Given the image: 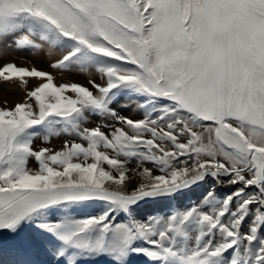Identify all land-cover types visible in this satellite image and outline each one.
<instances>
[{
  "label": "snow or ice",
  "instance_id": "1",
  "mask_svg": "<svg viewBox=\"0 0 264 264\" xmlns=\"http://www.w3.org/2000/svg\"><path fill=\"white\" fill-rule=\"evenodd\" d=\"M10 49L87 85L0 66L39 81L0 108V264H264V0H0Z\"/></svg>",
  "mask_w": 264,
  "mask_h": 264
},
{
  "label": "rangeland",
  "instance_id": "2",
  "mask_svg": "<svg viewBox=\"0 0 264 264\" xmlns=\"http://www.w3.org/2000/svg\"><path fill=\"white\" fill-rule=\"evenodd\" d=\"M7 62H14L18 67H24L28 69L35 67L37 70L51 72L57 84L64 82H76L87 85L86 76L62 73L50 68V61L45 58L43 53L32 55L28 52H18L10 49L3 57V59H0V66ZM38 83L39 81L36 78H26V84H21L19 80L3 81L2 79H0V108L11 109L17 103L24 102L26 99V92L35 87ZM124 114L130 115V111L125 112ZM94 123L95 122H93V124H90L89 126H94ZM107 130L109 129H105V131ZM64 139L65 137L62 136L60 138H53L50 142L44 143L40 138H36L33 141V147L35 149H39L40 147H47L51 150H60L63 145ZM80 162L83 163V161ZM28 167L32 170H36L38 165L34 159L30 158L28 161ZM127 168L128 172L126 173L125 185L127 190H131L141 181V177L138 175L140 169H138L135 162L129 163L127 165ZM153 172L154 174H158L156 169H153ZM113 174L115 175V173ZM107 186L113 190L117 188V186L111 182H107ZM101 264H103V262H101Z\"/></svg>",
  "mask_w": 264,
  "mask_h": 264
}]
</instances>
